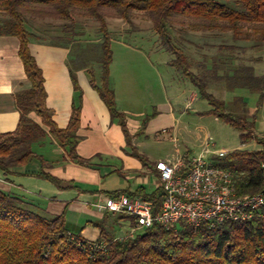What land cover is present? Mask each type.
I'll use <instances>...</instances> for the list:
<instances>
[{
  "label": "trees",
  "instance_id": "obj_1",
  "mask_svg": "<svg viewBox=\"0 0 264 264\" xmlns=\"http://www.w3.org/2000/svg\"><path fill=\"white\" fill-rule=\"evenodd\" d=\"M137 12L146 14L151 20L159 47L173 56L169 64L195 84L200 96L211 106L208 112L234 127L242 143L255 139L262 146L254 151L235 149L220 158L219 165L234 174L239 193L264 192V137H258L254 132L255 117H248L246 104L238 97L235 103L244 105L241 110L245 115L227 111L225 101L209 90L208 78L193 72L189 55L172 33V26L188 23L196 30L231 31L233 38L238 40L243 34L248 37L250 34L244 30L250 29L260 43L264 42V0H0V35H14L20 39L19 55L32 83L29 90L16 96L20 111L17 128L6 133L0 131V170L9 173L10 168L33 159H39L45 165L33 144L47 134L67 151L70 160L89 163L77 152L82 109V92L77 78L72 74L74 88L80 93L79 104L74 105L67 127L60 128L53 119V110L46 104L43 72L30 51L33 33L28 29V19L31 18L62 21L61 38L65 42H74L86 34L83 19L96 21V43L84 46V61L92 86L112 118L119 121L132 155L144 166L150 165L132 145L134 135L128 130L125 113L117 108L109 73L113 53L107 19L131 22ZM93 55H96V62H100L98 70L89 67ZM212 77L225 82L229 90L241 87L255 91L259 94V103L263 102L264 75L258 74L254 66L220 70L214 65ZM32 111L41 118L42 124L28 116ZM148 121L146 118L142 122L140 133ZM149 168L157 175L155 164ZM35 175L60 186V181L48 173L40 171ZM121 194L154 201L157 207L162 200L158 188L152 193H147L143 187L134 192L109 193L112 197ZM106 213V219L114 216ZM114 217L116 221L130 219L135 226L128 216ZM97 227L100 230L98 240L87 241L79 233L70 232L64 214L44 215L31 209L22 198L0 190V264H264V207L260 216L251 221L227 222L216 228L183 225L177 230H167L155 224L136 231L134 236L119 239L108 232L104 223H98Z\"/></svg>",
  "mask_w": 264,
  "mask_h": 264
},
{
  "label": "crops",
  "instance_id": "obj_2",
  "mask_svg": "<svg viewBox=\"0 0 264 264\" xmlns=\"http://www.w3.org/2000/svg\"><path fill=\"white\" fill-rule=\"evenodd\" d=\"M28 29L33 33L30 51L44 76L46 104L53 110V119L60 128L67 127L74 105L79 104L80 93L74 88L72 74L77 78L82 92L80 126L77 130L80 141L77 152L81 157L88 159L89 163L80 164L70 160L67 151L47 134L45 138L33 144L34 151L43 157L45 165H42L41 160L33 159L10 168L9 173L0 170V190L22 198L31 209L44 215L64 214L71 233H79L85 240L96 242L100 236L97 224L105 225L111 218L106 219L107 213L98 210L95 205L110 197L109 193L113 191L134 192L143 187L147 193H152L157 189L156 173L147 167L148 171L145 174L148 179L143 181L149 182L153 177L154 185L146 186L140 183L137 187H132L124 183L126 172L142 170L144 165L140 159L132 155L119 121L112 118L108 107L92 86L89 68L84 61V46L96 43V31L93 39L84 35L74 42H65L61 38L62 34L48 39L39 33L38 29L33 27ZM114 42L115 40H112V45ZM19 48L18 37L0 35V131L3 133L17 128L20 111L16 96L32 87L20 58ZM117 48L123 56L131 55L137 50L133 45L122 41L117 42ZM121 60L114 64L112 61L110 66V75L115 81L119 77V70L123 69L122 64L128 63L126 59ZM119 110L126 115L128 130L134 135L132 145L135 146L137 135L145 133L146 128L140 133V122H134L130 126L126 110ZM263 110L264 99L261 107L262 116ZM28 116L42 124L41 118L34 111ZM169 116L171 124L157 130L162 135L168 134L169 131L172 133L177 124L178 120L172 109ZM45 129L47 131V128ZM40 171L57 178L60 186L36 176L35 173ZM115 176H120L119 183ZM36 191H39V194H35Z\"/></svg>",
  "mask_w": 264,
  "mask_h": 264
},
{
  "label": "rangeland",
  "instance_id": "obj_3",
  "mask_svg": "<svg viewBox=\"0 0 264 264\" xmlns=\"http://www.w3.org/2000/svg\"><path fill=\"white\" fill-rule=\"evenodd\" d=\"M83 21L86 31L88 30L86 38H95L96 21L92 19ZM107 22L112 40H115L113 45L111 43L113 64L122 61L121 59L128 60V63H124L126 65L122 64L123 69L119 70L117 81L110 75L116 105L118 109L126 110L130 126L134 122H140L141 125L149 118L145 133L137 135L135 147L150 165L159 160L200 155L205 150L208 138L215 144L211 148L212 151L232 152L235 149L254 151L262 147L255 139L242 143L240 134L234 127L208 112L211 106L200 96L195 84L169 64L173 56L159 47L158 35L146 14L137 12L131 22L119 18H108ZM28 27L38 29L39 33L48 39L55 38L63 32V22L49 18L28 19ZM244 32L250 35L247 37L243 34L235 40L232 32L227 30H196L188 23L172 26L173 36L189 55L193 72L208 78L209 90L217 98L225 101L228 112L245 115L241 110L244 105L240 102L235 103L236 97L243 99L248 117H255V134L264 137V110L262 116L263 102L259 103V94L241 87L229 90L225 82H219L212 77L214 65L220 70L251 65L256 72L264 74V42L260 43L250 29ZM119 41L127 42L137 50L131 55L123 56L117 48ZM259 58L261 60L257 62ZM261 61L263 62L258 64ZM99 66L100 62H96V55H93L89 67L98 70ZM171 109L178 120L177 124L172 133L169 131L168 134L162 135L158 131L171 124L169 118ZM150 165L143 166L142 170L126 172L124 183L137 187L145 182L148 179L145 173ZM114 178L117 182L120 181V176ZM154 184L153 177L149 182L143 183L146 186ZM35 194H39V191ZM114 216L105 224L110 234L119 239L135 235L130 219L116 221Z\"/></svg>",
  "mask_w": 264,
  "mask_h": 264
},
{
  "label": "built area",
  "instance_id": "obj_4",
  "mask_svg": "<svg viewBox=\"0 0 264 264\" xmlns=\"http://www.w3.org/2000/svg\"><path fill=\"white\" fill-rule=\"evenodd\" d=\"M214 145L208 138L200 155L155 163L156 185L162 195L159 207L154 201L121 194L105 198L96 208L130 217L135 223L133 232L155 224L167 230H177L183 225L216 228L227 222H246L260 216L264 192L239 193L234 174L219 165V159L230 152L212 151Z\"/></svg>",
  "mask_w": 264,
  "mask_h": 264
}]
</instances>
